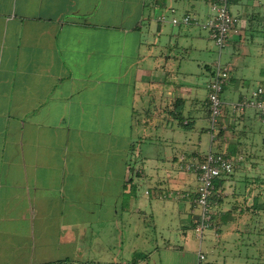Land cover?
<instances>
[{"label":"crops","instance_id":"1","mask_svg":"<svg viewBox=\"0 0 264 264\" xmlns=\"http://www.w3.org/2000/svg\"><path fill=\"white\" fill-rule=\"evenodd\" d=\"M230 9L239 33L217 52L210 0H0V264H264V122L234 110L264 86V0ZM218 60L232 70L213 134ZM211 150L235 170L200 239L176 193Z\"/></svg>","mask_w":264,"mask_h":264},{"label":"built area","instance_id":"2","mask_svg":"<svg viewBox=\"0 0 264 264\" xmlns=\"http://www.w3.org/2000/svg\"><path fill=\"white\" fill-rule=\"evenodd\" d=\"M230 2L231 0H210L209 17L201 24L204 29L209 31L211 39L221 52L227 47L230 36L239 33L241 24V19L231 12ZM161 18L165 19L166 16L162 15ZM172 22L175 25H188L195 22V19L189 14L182 18L174 17ZM196 23L198 22L196 21ZM231 70V64L218 60L215 63L212 79L208 84L210 128L213 134L220 127L224 115L222 93L231 78ZM247 107L256 109L264 122V86L257 87L250 95L244 96L234 106V110L243 112ZM182 169L196 174L198 186L194 191L179 192L176 193V196L192 202L201 210L196 223V232L202 239L206 231L218 229L214 221L215 212L212 205L215 182L234 172L235 160L225 153L211 150L199 162L184 161ZM197 264H209L207 255L202 251L198 254Z\"/></svg>","mask_w":264,"mask_h":264},{"label":"rangeland","instance_id":"3","mask_svg":"<svg viewBox=\"0 0 264 264\" xmlns=\"http://www.w3.org/2000/svg\"><path fill=\"white\" fill-rule=\"evenodd\" d=\"M217 52H220V50H217ZM218 56H219V53H218ZM209 152H210V151H209ZM209 152H208V153H209ZM208 153H207V154H208ZM207 154H206V155H207ZM207 232H208V231H206V233H207ZM206 233H205V234H206ZM262 239H263V237L261 238V240H262ZM248 249H249V245H247V244H245V245H241V249H240V250H241V255H243V256L246 257V258H249V257H248V255H249V253H248ZM235 251H236V250H235ZM254 261H256V263H257V262H262V259H261V258H258V259H255V258H254Z\"/></svg>","mask_w":264,"mask_h":264}]
</instances>
